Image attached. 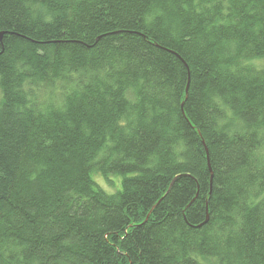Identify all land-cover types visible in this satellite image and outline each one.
I'll use <instances>...</instances> for the list:
<instances>
[{
  "label": "trees",
  "instance_id": "trees-1",
  "mask_svg": "<svg viewBox=\"0 0 264 264\" xmlns=\"http://www.w3.org/2000/svg\"><path fill=\"white\" fill-rule=\"evenodd\" d=\"M0 264H264V0H0Z\"/></svg>",
  "mask_w": 264,
  "mask_h": 264
},
{
  "label": "rangeland",
  "instance_id": "rangeland-1",
  "mask_svg": "<svg viewBox=\"0 0 264 264\" xmlns=\"http://www.w3.org/2000/svg\"><path fill=\"white\" fill-rule=\"evenodd\" d=\"M94 182L104 190L106 193H109L110 195L115 193L116 191L120 190V184H121V177L110 175L107 176V178H104L102 176H93L92 177Z\"/></svg>",
  "mask_w": 264,
  "mask_h": 264
},
{
  "label": "water",
  "instance_id": "water-1",
  "mask_svg": "<svg viewBox=\"0 0 264 264\" xmlns=\"http://www.w3.org/2000/svg\"><path fill=\"white\" fill-rule=\"evenodd\" d=\"M186 93H187V88H186ZM205 222H207V219H206V221Z\"/></svg>",
  "mask_w": 264,
  "mask_h": 264
}]
</instances>
